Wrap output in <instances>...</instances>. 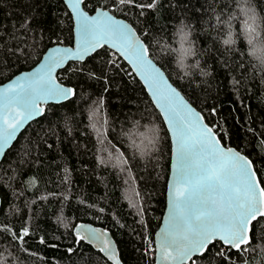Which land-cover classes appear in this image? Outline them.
<instances>
[{
	"label": "trees",
	"instance_id": "obj_1",
	"mask_svg": "<svg viewBox=\"0 0 264 264\" xmlns=\"http://www.w3.org/2000/svg\"><path fill=\"white\" fill-rule=\"evenodd\" d=\"M88 2L95 9L111 5ZM249 7L264 38V0H161L143 16L136 8L112 12L146 34L141 37L151 56L221 141L252 160L264 187V66L248 55L240 27L242 10ZM181 29L192 52L184 68L175 51ZM229 33L236 41L231 46L223 43ZM55 43H73L64 0H0V83L34 66ZM107 51L80 65L106 79L68 71L72 61L59 71V79L78 94L48 104L0 162V264H112L87 242H76L74 227L83 221L111 231L123 264H156L155 248L146 249L154 246L165 209L171 140L143 84L125 60L118 69L107 64ZM149 129L158 139L154 146L145 144L142 156L133 140L139 144L137 133ZM120 153L129 160L125 172L113 166ZM22 226L30 235L18 241L14 234ZM222 247L217 241L187 264H226L214 255ZM227 255L229 264H264V219L253 222L244 251Z\"/></svg>",
	"mask_w": 264,
	"mask_h": 264
},
{
	"label": "snow or ice",
	"instance_id": "obj_2",
	"mask_svg": "<svg viewBox=\"0 0 264 264\" xmlns=\"http://www.w3.org/2000/svg\"><path fill=\"white\" fill-rule=\"evenodd\" d=\"M242 2L247 4L248 0ZM95 3L101 4L102 0H95ZM160 3L161 0H141L139 3L136 0H111V5L104 4L96 15H91L90 12L96 9L89 7L88 0H71L69 7L78 37L75 47H53L34 72L0 85V157L5 156L6 148L26 122L43 115L42 104L50 100L67 101L78 94L77 89L57 82L54 75L57 69L72 61L73 66L68 71L93 79H106L80 65L107 47V64L118 69L119 60H126L147 85L175 144L172 202L159 240L161 260L187 264L193 256L203 255L219 241L223 247L214 255L229 264L231 257L227 253L244 251L250 244L253 221L259 223L264 219V187H259L260 179L255 175L252 161L231 148L221 146L217 129L205 124L203 116L196 113L168 83V77L153 63L149 45L141 39L146 34L137 35L129 23L118 19L112 12L114 8H119L121 13L124 7L136 8L143 16L146 10H156ZM242 11L240 27L241 34L246 37L248 55L264 66V38L258 30L257 15L250 7ZM187 37L188 34L181 29L180 47L175 50L181 68L185 67L186 58L192 54L190 48L184 47ZM223 43L231 46L236 41L229 33ZM137 135L140 143L133 140V145L143 156L145 144L154 146L158 137L155 129ZM112 159L114 167L121 172L126 171L129 160L124 153ZM131 206L135 208L136 204ZM14 235L18 241H23L30 232L22 226V233ZM75 236L77 243L87 241L101 254H106L107 260L120 264L107 232L79 225ZM74 250L68 249L70 252ZM146 251H151V248Z\"/></svg>",
	"mask_w": 264,
	"mask_h": 264
},
{
	"label": "water",
	"instance_id": "obj_3",
	"mask_svg": "<svg viewBox=\"0 0 264 264\" xmlns=\"http://www.w3.org/2000/svg\"><path fill=\"white\" fill-rule=\"evenodd\" d=\"M64 2H65V4H66V6L68 7L69 11L71 12L72 19H73V13H72V11H71V8L69 7V4L71 3V0H64ZM101 8H102L101 6L97 7V8H96V11H95V12H90V14H91V15H96V14L101 10ZM115 15H116V14H115ZM116 17H117L118 19H121V20L126 21L127 23H129V24L135 29L137 35H140L139 32L137 31V29L133 26V24H132L128 19H126V18H124V17H121V16H118V15H116ZM77 39H78V37H77V33H76V26H75V22H74V19H73V43H72V44L55 43V44L49 46V47L45 50V52L43 53V55L41 56L40 60H39L34 66H32V67L29 68V69L23 70V71H21V72L15 74L14 76H12V77H11L10 79H8L7 81H5V82H3V83H0V85H7L9 82H13L14 79H15L16 77H20V76H22V75L25 74V73L34 72V71L36 70V68H38L39 65H40L41 63L44 62V59H45L47 53H48L53 47H57V46H59V47H73V48H74L75 45H76V43H77ZM141 39H143V38L141 37ZM145 43H146V42H145ZM151 59L153 60V63L156 65V67L159 68V69L165 74L166 77H168V83L171 84L173 87L176 88V90L180 93V95L183 96L184 99H185L186 101H188V103L190 104V106H191L193 109H195L196 113H198L199 115L203 116V122H204L205 124L209 125L210 127H212V126H211V125L205 120V117H204L203 113H202V112H201L196 106H194V105L192 104V102H191V101H190V100H189V99L183 94V92H182V91H181V90H180V89H179V88H178V87L172 82V80L169 78V76H168V74L166 73V71L164 70V68H163V67H162V66H161V65H160V64H159V63H158V62H157L152 56H151ZM69 62H71V61H69ZM69 62H68V63H69ZM125 62H126V63L130 66V68L132 69L131 65H130L126 60H125ZM68 63H67L65 66H67ZM65 66H64V67H65ZM64 67H63V68H64ZM63 68H61V69H63ZM61 69H57L56 72L54 73V75L56 76L57 82H58L59 84L65 86V87L75 88V87L72 86V85H67V84L63 83V82L59 79V77H58V73H59V71H60ZM132 71L134 72L133 69H132ZM134 74H135V72H134ZM135 75H136V74H135ZM136 76H137V78L140 80V82L143 84V86H144L146 92L148 93V95H149L150 98H151V93L148 92V87H147V85L144 83V81H143L138 75H136ZM71 99H72V98H71ZM151 100H152V99H151ZM67 101H68V100H67ZM62 102H65V101L56 102V101H51V100H50L47 104H42L41 107L44 109L43 114L45 113V111H46V107H47L48 104H50V103H62ZM152 102H153V101H152ZM153 104L155 105L154 102H153ZM155 107H156V105H155ZM156 108H157V107H156ZM157 109H158V108H157ZM158 110H159V109H158ZM159 112H160V111H159ZM160 114H161V113H160ZM41 116H42V115H41ZM41 116H39V117H41ZM161 116H162V118H163V115H162V114H161ZM39 117H36L35 119H37V118H39ZM35 119H33V120H35ZM33 120L26 122V124H25L21 129H19V130L17 131L16 138L11 142L10 146L6 148L5 153H6L7 150L12 146V144L16 141V139L18 138L19 134H20V133L26 128V126H27L30 122H32ZM163 120H164V119H163ZM164 123H165V125H166V128H167L168 133H169V136H170V140H171V161H170V171H169V176H168V181H167V188H166V204H165V209H164V212H163V215H162V218H161L160 225H159V227L157 228V230H156V232H155V234H154L155 263H156V264H172L171 261H163V260H161V253H160V249H159L160 233H161V230L165 227V221H166L167 218H168L169 210H170V208H171V202H172V194H171V193H172V184H173V180H174V166H175V144H174V142H173V139H172L171 133H170L168 127H167V123H166L165 121H164ZM217 136H218V139H219V141H220L221 146H223V147H225V148H231V149H233L234 151L238 152L240 155L245 156V157H247L248 159H250L246 154H244L243 152H241L240 150H238V149L235 148L234 146H226V145L221 141V139H220L218 133H217ZM2 159H3V157H0V162L2 161ZM250 160H251V159H250ZM251 161H252V160H251ZM252 168H253V170L255 171V175H256V177L259 179L258 174H257V172H256V169H255V167H254L253 162H252ZM259 187H263L262 184H261V182H260ZM1 204H2V197H1V194H0V207H1ZM253 222H254V221H253ZM79 225L90 226V227H92V228H95V229H98V230H101V231H105V232H107L108 236L110 237V239H111V241H112V248H113V250H114L115 253H116L117 259L120 261V264H123V263H122V260H121V258H120V253H119L118 244H117L115 238L113 237V234L111 233V231H110L109 229H107V228H105V227H103V226H101V225H96V224H93V223H91V222L83 221V222H78V223L75 225V227H74V233H75V231H76V229H77V227H78ZM81 234H83V233H81ZM250 236H251V233H250ZM85 242H87V241H85ZM87 243H88V242H87ZM88 244H89V243H88ZM91 246H92L94 249L98 250L94 245H91ZM103 255L106 256V254H103ZM194 257H195V256H193L188 262H190ZM188 262H187V263H188ZM111 263H112V264H115V261H111Z\"/></svg>",
	"mask_w": 264,
	"mask_h": 264
},
{
	"label": "built area",
	"instance_id": "obj_4",
	"mask_svg": "<svg viewBox=\"0 0 264 264\" xmlns=\"http://www.w3.org/2000/svg\"><path fill=\"white\" fill-rule=\"evenodd\" d=\"M149 244H151V243H149ZM150 248L153 249V248H155V246H151V245H150Z\"/></svg>",
	"mask_w": 264,
	"mask_h": 264
}]
</instances>
